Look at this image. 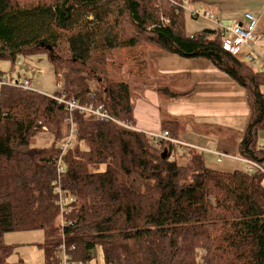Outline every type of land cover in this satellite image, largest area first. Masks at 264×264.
<instances>
[{
	"label": "trees",
	"instance_id": "16d2710c",
	"mask_svg": "<svg viewBox=\"0 0 264 264\" xmlns=\"http://www.w3.org/2000/svg\"><path fill=\"white\" fill-rule=\"evenodd\" d=\"M187 1L0 0V61L46 54L67 98L104 106L129 126L70 116L35 90L0 88V264L17 249L6 234L39 230L44 264L61 263L63 240L80 264L99 250L103 264H264V173L210 169L202 152L155 146L135 129L139 92L152 85L175 101L191 94L178 93L170 77L151 79L150 54L206 59L246 89L251 116L240 156L264 168V70L225 50L216 30L188 37ZM70 117L77 143L63 154L56 143ZM178 123L162 126L173 135ZM44 128L55 142L33 147ZM62 155L64 189L78 200L63 232L54 193Z\"/></svg>",
	"mask_w": 264,
	"mask_h": 264
},
{
	"label": "crops",
	"instance_id": "0c3cea01",
	"mask_svg": "<svg viewBox=\"0 0 264 264\" xmlns=\"http://www.w3.org/2000/svg\"><path fill=\"white\" fill-rule=\"evenodd\" d=\"M194 10L209 12L215 16V20L193 18ZM184 12L188 37L206 29L217 31L220 25L232 27L240 24L248 13L255 16L258 20L259 42L248 45L239 55L246 62L251 55L254 56L258 64L255 69L261 72L264 70V0H188ZM150 60L156 61L160 74L170 75L166 77L171 78V84L176 90L185 88L186 93L191 94L179 103L167 105L169 116L180 122L178 125L174 124L172 135L170 131L163 129L164 119L160 112L158 94L150 89L140 92L142 96L135 99L133 108L135 129L145 134L168 131L172 139L182 144L174 145L177 152L184 148L202 152L210 169L214 168L212 165L215 162L218 163L216 153H223L228 157L218 163L221 168L214 169L228 173L243 170L238 165L239 162L244 165L239 160L242 158L239 146L251 116L246 89L206 59L154 53L148 56V61ZM261 139L264 140V130L259 134L260 142ZM262 186L264 188V180ZM19 264H23L21 259Z\"/></svg>",
	"mask_w": 264,
	"mask_h": 264
},
{
	"label": "built area",
	"instance_id": "2783aa9c",
	"mask_svg": "<svg viewBox=\"0 0 264 264\" xmlns=\"http://www.w3.org/2000/svg\"><path fill=\"white\" fill-rule=\"evenodd\" d=\"M192 15L194 17H202L207 18L210 20H215V16L209 12H200L199 10H194ZM257 26H258V20L255 16L252 14H246L245 19L240 24L234 25L232 27H224L222 25L218 26L217 32L223 37V47L225 50H227L232 55H239V53L248 45H256L259 42L260 37L257 33ZM250 61L252 62V65L254 68L258 66L257 62L255 61L254 57H250ZM62 81L59 82V92L58 95H55L53 98L59 105L63 106L67 112L70 113V116H72L74 113L88 115L90 118L103 122H113L120 124L126 128H129V126L121 124L119 121H117L114 117H112L109 112L104 108V106H98L95 107L93 105H82L80 101L74 99V98H67L65 95V81L61 74L58 75ZM3 86H12L19 89H22L24 91L32 90L30 89V81L27 79H24L22 82H12L8 81L5 78L0 79V88ZM67 128H66V138H71V136L76 134L73 132V120L72 117H70L66 122ZM44 131L47 132V129L44 128ZM149 136L151 142L155 146H160L164 142H168L170 144L174 145H182L178 141L172 139V136L168 131H162L161 133H147ZM35 138V137H34ZM33 138V139H34ZM70 141H68L65 144V149L63 150V154L65 153V150L68 148H71ZM217 155V162L222 163L227 155L223 153H216ZM173 158V157H172ZM242 161L245 165V171L248 173H256L257 171H261L264 173L263 166L259 165L258 163L246 160L244 158L239 159ZM56 166V172H57V180L55 182V190L54 193L57 197V206L59 208V220L60 224L58 225L60 227V230L63 232L66 227L71 225V222L68 221V218L71 217L73 214H75L78 210L75 209L78 203L77 198L69 194L65 189L62 182L63 175L65 173L66 166L63 161V155L56 160L55 163ZM97 169V167H95ZM74 249V248H73ZM61 263L60 264H77L76 261L73 260L70 251L65 244V241L63 240L62 246H61Z\"/></svg>",
	"mask_w": 264,
	"mask_h": 264
},
{
	"label": "rangeland",
	"instance_id": "374dc122",
	"mask_svg": "<svg viewBox=\"0 0 264 264\" xmlns=\"http://www.w3.org/2000/svg\"><path fill=\"white\" fill-rule=\"evenodd\" d=\"M150 68L152 69V78L160 76L158 72L156 61L148 62ZM0 72L3 74L6 80L12 82H22L24 79L30 81V89L39 91L40 93L47 95L49 97H54L59 92V82L62 81L55 72L54 66L49 61L46 54H37L34 56H19L15 62L12 61H0ZM170 76V75H162ZM64 79V78H63ZM65 81V80H64ZM96 87V84H93ZM65 89V86H64ZM150 90L155 92L154 86L149 87ZM264 92V88L262 89ZM142 92V91H141ZM178 93H186L187 90L183 88L177 91ZM140 93V92H139ZM160 112L162 118L165 120L172 119L167 113V105L169 103H179L182 100H167L159 96ZM73 132L76 133L75 127H73ZM77 135L73 133L71 138H65L63 142L56 143L59 147L64 150L65 144L70 141V147L76 145ZM261 139L260 144L264 145V140ZM55 139L49 133H40L35 136L31 145L37 148H44L52 145ZM68 148L65 150L67 152ZM64 153V154H65ZM239 167L244 170V165L239 162ZM242 165V167H241ZM214 168H221V164L215 162L212 165ZM102 167L101 169H103ZM208 168H211L209 165ZM212 168V169H214ZM219 170V169H215ZM60 220L58 219V225ZM44 231H20L8 233L4 236V241L7 244H11L17 247L15 253L9 258L10 264H19V259L22 260L23 264H44V250L41 246L45 241ZM18 244V245H16ZM17 253V254H16ZM77 264H80L77 262ZM87 264H103L102 256L100 250L97 253V259L88 262Z\"/></svg>",
	"mask_w": 264,
	"mask_h": 264
},
{
	"label": "water",
	"instance_id": "95a60500",
	"mask_svg": "<svg viewBox=\"0 0 264 264\" xmlns=\"http://www.w3.org/2000/svg\"><path fill=\"white\" fill-rule=\"evenodd\" d=\"M163 157H168V151H164V153L162 154Z\"/></svg>",
	"mask_w": 264,
	"mask_h": 264
}]
</instances>
